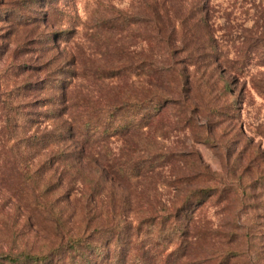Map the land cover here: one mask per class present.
I'll return each mask as SVG.
<instances>
[{"label": "rangeland", "instance_id": "obj_1", "mask_svg": "<svg viewBox=\"0 0 264 264\" xmlns=\"http://www.w3.org/2000/svg\"><path fill=\"white\" fill-rule=\"evenodd\" d=\"M52 3L64 30L74 28L61 36L60 47L79 44L94 53L84 60L86 69L128 66V72L103 81L89 75L73 79L66 87L69 98L107 106L155 100L130 109L128 120L135 123L158 105L159 95H177L181 82L171 72L177 69L195 113L188 124L173 117L171 108L144 132L127 136L143 150L180 155L176 163H163L172 183L150 175L100 181L102 163L94 165L80 152L64 151L62 163L48 166L42 163L45 151L0 146V264L22 253L45 256L85 225L125 219L136 226L158 203L170 208L186 200L184 236L174 241L179 264H264V0ZM22 34L16 30L11 42ZM4 49L0 38V85L6 88L13 74L4 69ZM215 59L232 96H218L206 85L218 78H210ZM121 142L116 140L114 151L122 149ZM49 186L58 188L49 193Z\"/></svg>", "mask_w": 264, "mask_h": 264}, {"label": "trees", "instance_id": "obj_2", "mask_svg": "<svg viewBox=\"0 0 264 264\" xmlns=\"http://www.w3.org/2000/svg\"><path fill=\"white\" fill-rule=\"evenodd\" d=\"M57 15L52 0H0V23L4 25L0 38L5 40L3 66L13 74L9 87L0 85V146L10 150L22 148L24 153L45 151L42 163L48 166L62 163L64 151L80 152L88 162L102 163L100 181L104 178L129 181L150 175L155 181L172 183L163 175V163H176L180 155L160 148L143 150L136 142L130 144L127 136L144 132L154 122L161 121L163 111L171 108L173 117L183 118L188 124L192 121L195 108L190 100L186 102L189 86L182 71L171 70L181 82L177 95H159L158 105L135 123L128 120L130 109H139L143 103H155V100L127 101L114 106L94 104L90 99L73 100L66 94V87L73 79L89 75L95 81H103L128 72V66L86 69L84 60L93 59L94 53L82 51L79 44L60 47L61 36L70 34L74 28L64 30L65 24L54 18ZM18 29H22V37L11 42V35ZM34 51L35 56L30 55ZM214 64L210 78L216 73L218 78L208 80L206 85L215 89L218 96L226 93L232 96L226 72L218 71L220 61L215 59ZM218 111L222 112L223 106ZM119 139L122 149L114 151ZM96 185L100 187L101 183L97 181ZM57 188L49 186L46 190L51 193ZM153 208L136 226L125 219L104 226L85 225L45 256L22 253L8 256L6 261L8 264L46 261H51L50 264H179L182 255L174 241L184 236L186 224L180 220L182 212L190 210L188 200L170 208L160 203ZM183 218L188 222L190 215L184 214ZM68 253L69 257L65 255Z\"/></svg>", "mask_w": 264, "mask_h": 264}]
</instances>
